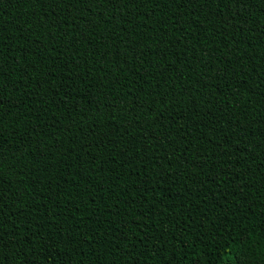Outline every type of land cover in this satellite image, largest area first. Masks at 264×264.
Returning <instances> with one entry per match:
<instances>
[{"label":"trees","instance_id":"obj_1","mask_svg":"<svg viewBox=\"0 0 264 264\" xmlns=\"http://www.w3.org/2000/svg\"><path fill=\"white\" fill-rule=\"evenodd\" d=\"M0 264H264V0H0Z\"/></svg>","mask_w":264,"mask_h":264}]
</instances>
